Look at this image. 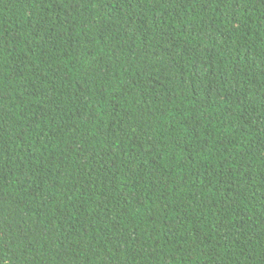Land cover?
<instances>
[{
	"label": "trees",
	"instance_id": "1",
	"mask_svg": "<svg viewBox=\"0 0 264 264\" xmlns=\"http://www.w3.org/2000/svg\"><path fill=\"white\" fill-rule=\"evenodd\" d=\"M0 264H264V0H0Z\"/></svg>",
	"mask_w": 264,
	"mask_h": 264
}]
</instances>
